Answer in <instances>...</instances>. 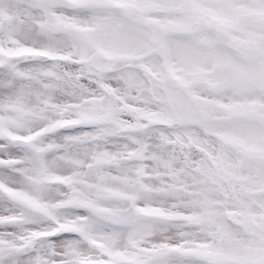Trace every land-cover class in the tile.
Segmentation results:
<instances>
[{
    "label": "snow or ice",
    "instance_id": "obj_1",
    "mask_svg": "<svg viewBox=\"0 0 264 264\" xmlns=\"http://www.w3.org/2000/svg\"><path fill=\"white\" fill-rule=\"evenodd\" d=\"M0 264H264V0H0Z\"/></svg>",
    "mask_w": 264,
    "mask_h": 264
}]
</instances>
